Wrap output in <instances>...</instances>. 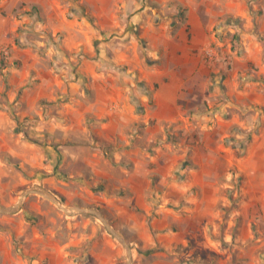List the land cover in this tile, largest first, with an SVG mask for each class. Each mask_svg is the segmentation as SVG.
Here are the masks:
<instances>
[{"label":"rangeland","instance_id":"obj_1","mask_svg":"<svg viewBox=\"0 0 264 264\" xmlns=\"http://www.w3.org/2000/svg\"><path fill=\"white\" fill-rule=\"evenodd\" d=\"M171 1L173 9L155 0L116 6L111 36L99 30L78 50L44 25L46 0H0V204L38 185L65 206H91L125 237L132 264H264V0L227 12L198 6L199 35L185 5ZM61 2L72 20L85 12ZM228 15L241 29L222 23ZM234 32L241 46L232 49ZM122 50L132 58L135 50L158 79L112 60ZM161 59L178 72L162 76ZM192 65L199 72L189 75ZM183 75L192 83L180 92L182 116L146 118L141 109L154 107L163 79ZM0 264L126 256L95 216L29 194L17 212L0 213Z\"/></svg>","mask_w":264,"mask_h":264},{"label":"crops","instance_id":"obj_2","mask_svg":"<svg viewBox=\"0 0 264 264\" xmlns=\"http://www.w3.org/2000/svg\"><path fill=\"white\" fill-rule=\"evenodd\" d=\"M28 3L37 4V1L40 0H24ZM48 7H45V15L46 18L44 20V25L52 29L54 32H64V44L66 48L69 49H80L82 48L85 41H89V39L96 37V32H100V36L103 37L102 40H107L111 36V32L113 28L117 25H120L117 19V14L115 10L116 6L123 7V9L131 8V1L133 0H76L79 4H82L85 9L84 13H78L77 16L74 18V20L70 19V17L66 16V7L64 6V3H62V0H46ZM122 1V2H121ZM127 1V2H126ZM159 4H165L164 6L166 9H173L177 5L175 1L171 0H155ZM180 3L184 4L186 7V20L189 24L192 25L194 30H196L197 34L199 35L201 33V29L204 32V27L202 25V21L200 19V16L198 15L196 8L198 6L204 7L206 10L214 9H221L224 11H234L236 8V5H239L240 7H243L241 3H239V0H178ZM129 2V3H128ZM138 2L134 4V9L136 8V5ZM118 7V8H119ZM35 8V7H34ZM35 11H38V8H35ZM76 11H80L79 8H76ZM223 12V11H222ZM76 13V12H75ZM90 13V17L92 16L94 19L95 24L98 26L90 27L87 25V22L89 20L87 19V14ZM139 13H134L131 18H129V23H133V18L138 16ZM137 19V17H136ZM85 24L87 26H85ZM199 38V37H198ZM204 38V37H203ZM202 38V39H203ZM86 39V40H85ZM111 40V39H110ZM74 46V47H73ZM87 51H90L87 49ZM95 52L96 55H100L99 48H96L95 50L92 49V52ZM93 52V54H94ZM190 53V54H189ZM133 58L131 57V53L127 52L125 50H122L120 53H115L113 55V59L115 62L119 63H125L129 66L130 69H138L140 71V74L147 79L148 81H155L158 78H154V73H152V70H147L146 67H143L141 60L139 59L137 52L133 51ZM187 56H192L194 60H196L199 56H195V52L193 50H188ZM176 61L179 58V54H176ZM175 66H178V63L175 64ZM202 63V62H201ZM91 65L94 67L95 60H93V63L91 62ZM154 66L156 67V71L162 74V76H165L166 74H176L178 70L174 68L173 65L166 64L164 59H161L160 61H156L154 63ZM199 67H197V70ZM85 69L84 67L80 68L81 72ZM186 68H182V71ZM190 70V71H189ZM186 71H189L188 74L192 75L199 71H196V67L193 65L190 67V69H186ZM143 72V73H142ZM161 76V77H162ZM175 76V75H174ZM180 80L178 82V80ZM173 79H163V81L160 83V85L155 89L154 93V107L150 110L143 107L141 109V112H146V118H154L156 121H163V120H176L177 117L182 116L184 113V110L182 109L180 103H179V96L180 92H184L185 89L190 88V84L192 83L191 79L189 77H185L184 75L182 78ZM94 80V79H93ZM185 84V87L183 85ZM116 85V84H115ZM182 85V87H181ZM117 86V85H116ZM189 86V87H188ZM192 86V85H191ZM90 87H93V84L90 83ZM118 87V86H117ZM117 97V88H113L112 93H109L107 98L102 101L103 105H106L110 100H115ZM143 116V114H142Z\"/></svg>","mask_w":264,"mask_h":264},{"label":"water","instance_id":"obj_3","mask_svg":"<svg viewBox=\"0 0 264 264\" xmlns=\"http://www.w3.org/2000/svg\"><path fill=\"white\" fill-rule=\"evenodd\" d=\"M29 194H38L45 199L49 200L50 202L54 203L58 208L63 210L65 213H89L93 216H95L102 224L103 226L109 230V232L119 241V243L123 246L125 250V256H126V264H132V251L131 247L126 241L125 237L119 233L111 224L110 222L104 217V215L97 209L91 207V206H79V205H72V206H65L62 203L58 201L56 196L51 194L49 191H47L45 188L33 185L28 188H26L20 196L17 198V200L8 205H2L0 204V213L6 214V213H14L17 212L24 200V198ZM67 208V209H66Z\"/></svg>","mask_w":264,"mask_h":264},{"label":"trees","instance_id":"obj_4","mask_svg":"<svg viewBox=\"0 0 264 264\" xmlns=\"http://www.w3.org/2000/svg\"><path fill=\"white\" fill-rule=\"evenodd\" d=\"M240 21L241 20H240L239 16L228 15L225 19L222 20V23L226 24V25H232V26H235L236 28H240L241 29ZM231 40H232V45H231L232 49L235 47V45H238L239 47L241 46L238 32H234L232 34ZM237 52L240 53V48L237 50ZM229 58H230V56H229ZM243 148H244V146H242V149Z\"/></svg>","mask_w":264,"mask_h":264},{"label":"bare ground","instance_id":"obj_5","mask_svg":"<svg viewBox=\"0 0 264 264\" xmlns=\"http://www.w3.org/2000/svg\"><path fill=\"white\" fill-rule=\"evenodd\" d=\"M67 209V208H66Z\"/></svg>","mask_w":264,"mask_h":264}]
</instances>
